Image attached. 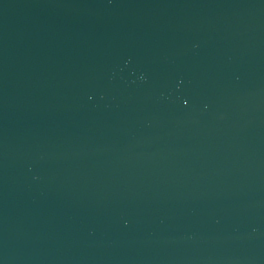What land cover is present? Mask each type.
<instances>
[{
    "label": "water",
    "instance_id": "obj_1",
    "mask_svg": "<svg viewBox=\"0 0 264 264\" xmlns=\"http://www.w3.org/2000/svg\"><path fill=\"white\" fill-rule=\"evenodd\" d=\"M0 264H264V0H0Z\"/></svg>",
    "mask_w": 264,
    "mask_h": 264
}]
</instances>
